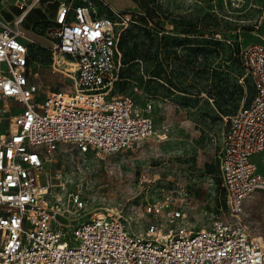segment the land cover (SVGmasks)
Wrapping results in <instances>:
<instances>
[{"label":"built area","instance_id":"1","mask_svg":"<svg viewBox=\"0 0 264 264\" xmlns=\"http://www.w3.org/2000/svg\"><path fill=\"white\" fill-rule=\"evenodd\" d=\"M13 4L20 9L13 20L0 13V98L5 109L14 99L21 111L0 133V264H264V237L242 217L247 197L264 189V170L254 159L264 153V43L239 50L253 96L226 119L218 176L227 213L209 227L192 226L187 188L171 189L145 201L150 220L135 232L108 209L88 211L80 191L54 194L45 168L61 144L105 157L155 133L152 102L138 108L137 84L131 93L112 92L123 66L121 34L132 13L106 0L60 3L48 20L51 66L69 72L75 89L40 95L29 58L32 39L22 26L33 5ZM98 4L111 14H101Z\"/></svg>","mask_w":264,"mask_h":264},{"label":"rangeland","instance_id":"2","mask_svg":"<svg viewBox=\"0 0 264 264\" xmlns=\"http://www.w3.org/2000/svg\"><path fill=\"white\" fill-rule=\"evenodd\" d=\"M132 15L121 34L123 66L114 94L131 93L137 84L138 108L152 102L155 133L133 146L105 157L80 154L61 144L47 162L53 193L65 197L80 191L88 211L108 209L128 228L143 232L150 216L147 199L165 191L187 188V221L209 227L227 213L226 195L218 176V155L227 129L226 119L253 96L251 78L234 50L264 43V0H106ZM101 14H111L98 4ZM0 10L14 18L20 9L0 0ZM32 12L22 23L29 58L37 71L40 95L73 91L74 79L51 66V22L29 27ZM143 17H148L145 22ZM63 67V66H62ZM64 70V69H62ZM0 98V116L9 123L19 112L14 100ZM254 159L264 170V153ZM41 183L47 182L45 173ZM243 220L264 237V189L247 197Z\"/></svg>","mask_w":264,"mask_h":264},{"label":"crops","instance_id":"3","mask_svg":"<svg viewBox=\"0 0 264 264\" xmlns=\"http://www.w3.org/2000/svg\"><path fill=\"white\" fill-rule=\"evenodd\" d=\"M64 1L66 0H28V2H30L33 5V8L29 11L25 19L29 16L30 13L32 12L35 13L34 22H32L29 27H32L35 23L53 19L59 4ZM12 3H13V0H12ZM0 13L5 19L10 21V20H13L20 12L14 18H11V19L6 18L1 12V10H0ZM9 100H14V99H9ZM17 105L19 106V109H20L19 112H20L21 106L19 105L18 102H17ZM8 124L9 123L6 121V118L3 116H0V133H3L5 131Z\"/></svg>","mask_w":264,"mask_h":264},{"label":"trees","instance_id":"4","mask_svg":"<svg viewBox=\"0 0 264 264\" xmlns=\"http://www.w3.org/2000/svg\"><path fill=\"white\" fill-rule=\"evenodd\" d=\"M144 19V21L146 22L147 20H148V17H143ZM42 22H44V21H41V22H38V23H35L33 26L34 27H37V26H41L42 25ZM49 22V21H48ZM38 24V25H37ZM33 27V28H34ZM119 46H120V48H121V39H120V42H119ZM233 54L235 55V56H238V58L240 59V61L242 62V60H241V58H240V56H239V50H234V52H233ZM122 62H123V59H122ZM243 63V62H242ZM244 66V65H243ZM122 69V68H121ZM120 79H121V75H120Z\"/></svg>","mask_w":264,"mask_h":264},{"label":"bare ground","instance_id":"5","mask_svg":"<svg viewBox=\"0 0 264 264\" xmlns=\"http://www.w3.org/2000/svg\"><path fill=\"white\" fill-rule=\"evenodd\" d=\"M6 106H7V104H6Z\"/></svg>","mask_w":264,"mask_h":264}]
</instances>
